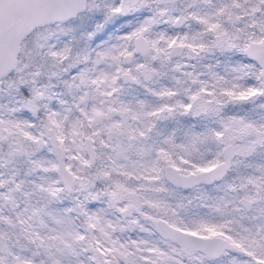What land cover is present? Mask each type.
<instances>
[{
	"label": "snow or ice",
	"instance_id": "snow-or-ice-1",
	"mask_svg": "<svg viewBox=\"0 0 264 264\" xmlns=\"http://www.w3.org/2000/svg\"><path fill=\"white\" fill-rule=\"evenodd\" d=\"M0 264H264V0H0Z\"/></svg>",
	"mask_w": 264,
	"mask_h": 264
}]
</instances>
